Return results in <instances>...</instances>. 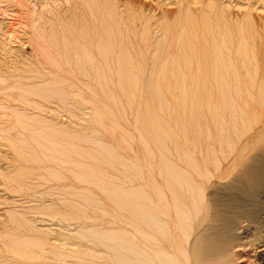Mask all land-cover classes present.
<instances>
[{
	"label": "rangeland",
	"instance_id": "rangeland-1",
	"mask_svg": "<svg viewBox=\"0 0 264 264\" xmlns=\"http://www.w3.org/2000/svg\"><path fill=\"white\" fill-rule=\"evenodd\" d=\"M0 264H264V0H0Z\"/></svg>",
	"mask_w": 264,
	"mask_h": 264
},
{
	"label": "bare ground",
	"instance_id": "bare-ground-1",
	"mask_svg": "<svg viewBox=\"0 0 264 264\" xmlns=\"http://www.w3.org/2000/svg\"><path fill=\"white\" fill-rule=\"evenodd\" d=\"M101 58V57H100Z\"/></svg>",
	"mask_w": 264,
	"mask_h": 264
}]
</instances>
